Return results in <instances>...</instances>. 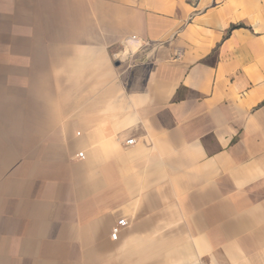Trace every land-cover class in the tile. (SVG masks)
<instances>
[{
  "label": "crops",
  "instance_id": "obj_1",
  "mask_svg": "<svg viewBox=\"0 0 264 264\" xmlns=\"http://www.w3.org/2000/svg\"><path fill=\"white\" fill-rule=\"evenodd\" d=\"M36 71L55 161L0 264H264V0H0V93Z\"/></svg>",
  "mask_w": 264,
  "mask_h": 264
},
{
  "label": "rangeland",
  "instance_id": "obj_2",
  "mask_svg": "<svg viewBox=\"0 0 264 264\" xmlns=\"http://www.w3.org/2000/svg\"><path fill=\"white\" fill-rule=\"evenodd\" d=\"M37 72L29 77L28 91L16 99L19 104H13V95L17 96L22 83L15 85V90L10 93H0V105L4 104L0 106V244L7 243V237L1 233L5 234L8 227L14 225L18 228L24 224L22 214H18L26 206L21 199L37 193L34 191L38 186L39 173H42L40 171L47 163L52 164L55 161L54 156L48 154L47 148H40L38 120L39 116H44L48 102L42 101L39 107V96L42 94L39 93V87L46 86L47 82L46 79L43 81ZM42 82L43 84H40ZM3 84L0 77V86ZM8 213L15 215L8 217ZM46 254L51 257L58 254L64 264L70 257L66 251L40 253L43 257L47 256Z\"/></svg>",
  "mask_w": 264,
  "mask_h": 264
},
{
  "label": "built area",
  "instance_id": "obj_3",
  "mask_svg": "<svg viewBox=\"0 0 264 264\" xmlns=\"http://www.w3.org/2000/svg\"><path fill=\"white\" fill-rule=\"evenodd\" d=\"M131 39L137 40L138 37L136 35H133L131 37ZM141 46H143V44L138 45L137 48H140ZM126 143L129 144V145H133V144L136 143V139L135 138H129V139L126 140ZM77 156L82 158V159H84L85 158L84 151H80L77 154ZM126 225H128V221L125 218L118 219L116 224L112 227V232H111L112 239L116 240L118 238V235L120 234L122 228H124Z\"/></svg>",
  "mask_w": 264,
  "mask_h": 264
}]
</instances>
